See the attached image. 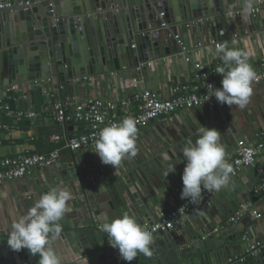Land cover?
Masks as SVG:
<instances>
[{"label": "crops", "instance_id": "obj_1", "mask_svg": "<svg viewBox=\"0 0 264 264\" xmlns=\"http://www.w3.org/2000/svg\"><path fill=\"white\" fill-rule=\"evenodd\" d=\"M135 1L127 2L128 5H132ZM119 2L125 4V0H118ZM199 22L202 23L201 30H194L191 27L189 31L188 44H186L187 54L207 67L222 62L215 54V43H226L230 48L236 47L247 52L248 62L253 68H256L257 63L264 58V17L258 21V27L245 23L242 30L236 28L232 31L229 26L225 25L223 34L215 23V28L210 30L206 20H199ZM98 24L99 22L92 20L89 26L97 29ZM162 32L164 33L159 39L161 57L154 53L149 61L138 62L145 54L141 53L139 43L135 39L131 46L135 52L131 55V64L127 59L126 66L124 63L121 69L114 71L108 70L105 65L98 67L96 75L83 78V83L79 87L76 86L73 94L68 97H66L67 91L62 86L55 87L54 82L46 78L36 80L34 77L25 76L22 79L11 80L7 67V52L2 53L0 50V140L2 141L0 159L28 152H48L59 146L51 140L52 135L66 131L70 136H77L81 132L82 125L80 124L73 123L66 126L54 120L53 112L47 109L56 102H68L71 105L69 99L71 96H75L79 101L99 96L106 101L121 103L146 88L166 98L171 95L174 85L191 81L193 67L186 61V54L181 52L174 38L171 42L168 41L169 37H173V33L169 35V29H163ZM178 35L181 37L180 32ZM197 39L199 44H197ZM198 55L199 59L196 58ZM252 87L253 94L244 109L236 105L231 107L226 105L224 111L221 112L203 106L197 108L198 113H191L190 117H183L182 112L184 111H181L172 121L159 119L152 121L146 127H139L136 139L137 155L134 158L122 160L117 168L103 164L99 155L94 152L95 146L85 147L78 151L66 148L61 153L58 165L51 168L34 169L22 178L7 180L0 187V237H5V243H7L14 216L25 214L42 194L57 186L67 188L73 194V199L69 201L72 211L61 220V226L69 221L76 224L87 220L95 207H99L100 212L110 219H115L124 212H128L143 225L148 219L130 195L125 179L130 171L129 166L133 165L132 160L136 166L145 164L146 156L148 160L157 158L162 160L168 145L172 146L181 140V131L186 130L187 124L195 127H210L216 123L222 127L220 142L225 149L227 161L232 163V159L236 156L238 139L255 144L260 142L264 136V81L253 83ZM21 111L25 114L35 113V115L21 116L19 114ZM63 144L64 141L60 143V145ZM257 164L264 167V153L258 157ZM238 177L239 173L232 175L230 180ZM182 188L183 186L179 184L175 185L173 192L169 194L168 202H163L164 205L157 206L153 212L150 211L152 221H156L162 214L170 212L172 208L184 201L181 199ZM226 188L227 186L220 190L211 206H201L184 217L178 224L176 235L177 242L180 244L169 251L168 264H179L184 253H193V249L188 252L191 247H194L193 242L199 241L202 237L207 238L209 235H214L213 231L217 227L221 229L215 233L216 235L232 228L241 229L240 222L229 225L227 221L230 216L241 210L242 205L247 207L244 213L250 211L252 221H257L254 226L247 229V236L251 237L252 241L264 240V195L255 197L251 190L248 197L244 199L241 194H238L242 204L235 209L231 201L223 196L222 191ZM177 189L180 190L177 191ZM258 213L260 216L257 217ZM99 225L100 222L95 217L94 226L99 229ZM157 238H161L159 234L154 241ZM232 244L235 246L231 248L232 253L237 251L238 256H242L249 247L247 241H242V244L239 242ZM49 246L56 250L61 257L62 264H84L86 257L81 258L75 254L61 234L52 240ZM229 258L225 255L224 264ZM109 260L122 262L117 254L106 259V261Z\"/></svg>", "mask_w": 264, "mask_h": 264}, {"label": "water", "instance_id": "obj_2", "mask_svg": "<svg viewBox=\"0 0 264 264\" xmlns=\"http://www.w3.org/2000/svg\"><path fill=\"white\" fill-rule=\"evenodd\" d=\"M0 3L13 6L0 11V50L7 52L11 80L25 76L36 80L46 78L54 82L55 87L62 86L67 91L66 97L83 83V78L95 76L98 67L105 65L108 70L114 71L121 69L124 63L126 66L127 59L131 64V55L135 53L131 46L135 39L141 53L145 54L138 62L149 61L154 53L162 56L159 39L163 29H169V35L180 32L186 46L191 27L201 30L199 20H206L210 30L215 28V23L223 34L225 25L232 31L236 28L242 30L245 23L258 27V21L264 17V0H259L256 6L261 11L248 19H241L238 0H140L132 5H128L127 0L125 4L118 3V0H0ZM228 7L233 8L231 17L225 11ZM162 13L163 16H160ZM92 20L99 22L97 29L89 26ZM172 39L169 37L168 41ZM191 113H198L197 108L182 112V116L190 117ZM195 128L187 124L186 130L181 131V140L168 145L164 153L168 155V160H148L146 156V163L137 166L132 160L133 165L129 166L125 179L130 195L146 219L152 220L150 213L157 206L164 205L163 202H168L175 185L183 186L182 174L187 161L182 147L188 139L195 140ZM208 128H215L220 133L223 131L216 123ZM169 164H175V171L167 175ZM257 181L255 172L245 168L239 172L238 178L230 180L222 191L223 196L237 209L242 204L238 194L246 199ZM95 217L100 223L106 218L99 207H95L87 220L76 224L69 221L62 225L61 235L75 254L86 257L84 264H168L169 251L180 244L176 229L163 231L159 233L161 238H157L151 246L152 257L140 254L131 262L121 258V263L106 261L118 249L113 248L105 233L94 226ZM252 219V213L248 211L240 220L241 229L232 228L193 242L194 247L188 250L193 249V253H184L178 263L224 264L225 255H237V251L232 253L234 245L231 243L242 244L247 229L257 222ZM5 241V237H0L1 264H39V254L32 256L27 249L14 251ZM262 260L264 250L245 264H262Z\"/></svg>", "mask_w": 264, "mask_h": 264}, {"label": "clouds", "instance_id": "obj_3", "mask_svg": "<svg viewBox=\"0 0 264 264\" xmlns=\"http://www.w3.org/2000/svg\"><path fill=\"white\" fill-rule=\"evenodd\" d=\"M258 3L259 0H238L241 19L253 15ZM225 11L229 17L232 16V7ZM215 54L222 61V66H217L215 71L222 74L223 79L222 87L208 85L210 97L214 96L219 103L230 107L246 108L253 94V82L257 79L256 71L248 62V53L236 47L230 48L226 43H217ZM196 58L199 59V55ZM137 134V121L125 117L99 131L94 152L103 164L117 168L122 160L137 155ZM194 134L195 140L188 139L182 147L187 163L182 174L181 199L192 204L201 198L202 190L218 192L226 187L234 172L233 165L226 159L225 149L220 143L221 133L217 129L197 126ZM163 159L168 160V155L164 154ZM174 171L175 164H169L167 175ZM72 199V192L60 186L42 194L25 214L12 219L8 246L14 251L27 249L32 256L39 254V264H62L61 257L49 245L60 236V222L72 211L69 204ZM99 230L105 233L110 245L118 249L120 258L127 262L140 254L147 258L153 255L152 231L128 212L115 219L105 218Z\"/></svg>", "mask_w": 264, "mask_h": 264}, {"label": "built area", "instance_id": "obj_4", "mask_svg": "<svg viewBox=\"0 0 264 264\" xmlns=\"http://www.w3.org/2000/svg\"><path fill=\"white\" fill-rule=\"evenodd\" d=\"M130 1V0H127ZM12 4L0 3V11L12 8ZM260 8H256L255 13H259ZM54 12V10H51ZM164 13L160 14L163 16ZM178 43L181 52L185 55L186 61L193 67V77L189 82L178 83L174 85L171 95L166 98L161 97L157 92L151 89H143L136 93L132 98L123 100L121 103L106 101L99 96H92L83 101L77 100L71 96V105L56 102L47 110L53 112L54 120L62 125L80 124L82 130L77 136H70L64 131L62 134H54L51 140L58 144L48 152H28L17 156H6L0 159V187L7 181L22 178L30 174L34 169L51 168L59 164L61 153L64 149L78 151L85 147L95 146V140L98 138L99 131L111 124L119 123L125 117H132L137 121V128L146 127L152 121L163 120L172 121L177 113L207 106L211 109L224 111L227 104H221L208 92V85L213 87H222V74L216 73V67L222 66V62L207 67L202 62L193 59L187 54V48L184 45L180 35H173ZM217 43H215L216 45ZM135 47V45H133ZM141 68V67H140ZM139 68V69H140ZM257 73V79L253 83L264 81V58L254 68ZM21 116L32 117L35 113L25 114L19 112ZM64 141L63 145L60 143ZM2 141L0 140V143ZM236 156L232 159L234 172L232 175H238L245 168H251L256 172L258 181L252 189L254 196L264 195V167L257 164V159L264 153V136L258 143H250L244 139L236 141ZM180 189H177V191ZM218 192L203 191L201 198L197 203L192 204L187 200L179 203L170 212L162 214L156 221L146 220L143 225L153 233L155 238L160 232L176 229L184 217L200 208L201 206L212 205V201ZM247 207L242 205L234 215L228 218L227 224H236L244 216ZM260 213L257 214V217ZM224 226L222 227V229ZM221 228H215L213 234L218 233ZM243 241L249 242V247L242 256H233L225 264H240L247 262L250 258L259 255L264 250V240H253L244 235ZM119 255V252L116 253Z\"/></svg>", "mask_w": 264, "mask_h": 264}]
</instances>
